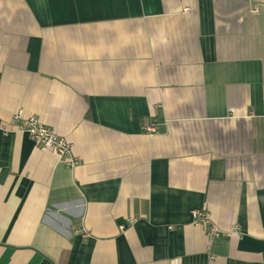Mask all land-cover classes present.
Masks as SVG:
<instances>
[{"label":"crops","instance_id":"0c3cea01","mask_svg":"<svg viewBox=\"0 0 264 264\" xmlns=\"http://www.w3.org/2000/svg\"><path fill=\"white\" fill-rule=\"evenodd\" d=\"M0 264H264V0H0Z\"/></svg>","mask_w":264,"mask_h":264},{"label":"built area","instance_id":"2783aa9c","mask_svg":"<svg viewBox=\"0 0 264 264\" xmlns=\"http://www.w3.org/2000/svg\"><path fill=\"white\" fill-rule=\"evenodd\" d=\"M21 117L22 112L17 113L14 116V121L16 122ZM17 130L18 132L28 134L39 149L53 150L61 158H66V163L70 168H76L79 165V160L73 156L72 144L61 137L54 129L41 123L38 119L31 117L25 120L22 125L17 126ZM148 130L154 131V128L150 127ZM193 218L195 223L202 227L210 226L208 236L211 240L220 236V229L215 224H212L210 216L205 211H194Z\"/></svg>","mask_w":264,"mask_h":264}]
</instances>
